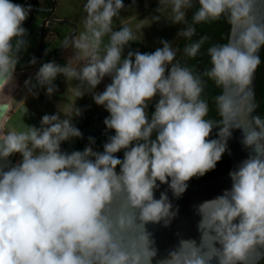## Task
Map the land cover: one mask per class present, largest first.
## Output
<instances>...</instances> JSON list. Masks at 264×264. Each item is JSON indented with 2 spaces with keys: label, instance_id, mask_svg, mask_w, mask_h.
<instances>
[{
  "label": "clouds",
  "instance_id": "1",
  "mask_svg": "<svg viewBox=\"0 0 264 264\" xmlns=\"http://www.w3.org/2000/svg\"><path fill=\"white\" fill-rule=\"evenodd\" d=\"M198 5L191 24L186 13L194 0H159L157 11L187 25L178 32L186 40L194 25L222 18L230 25L227 43L208 48L211 68L202 75L173 63L177 50L167 41L151 54L129 51L122 59L148 21L114 31L122 0H86L83 30L63 41L72 58L64 66L43 64L36 84L25 82L29 92L46 87L50 96L58 75L77 81L67 93L71 103L60 108L65 118L46 114L40 127L0 132V264H264V118L251 115L250 87L264 46V0ZM30 10L0 0V90L14 81ZM206 40L186 44L184 55L195 58ZM105 77L111 83L94 93ZM205 78L222 90L214 98L219 120L206 119ZM85 93L109 113L103 123L115 134L103 151L93 149L92 137L82 151H62V143L82 138L73 102ZM157 95L149 120L146 108ZM0 110L3 119L6 102ZM236 129L249 155L228 173L230 188L193 206L198 239L177 233L161 255L148 226L167 228L177 217L168 191L179 199L189 180L214 170ZM121 150L123 159L116 156ZM14 154L21 157L15 164L8 159Z\"/></svg>",
  "mask_w": 264,
  "mask_h": 264
},
{
  "label": "crops",
  "instance_id": "2",
  "mask_svg": "<svg viewBox=\"0 0 264 264\" xmlns=\"http://www.w3.org/2000/svg\"><path fill=\"white\" fill-rule=\"evenodd\" d=\"M27 0H10L13 4H19L21 6H25ZM124 7L119 12L118 17L113 18V30L118 31L121 29L123 24H127L130 26H135L137 22L147 20L148 23L145 25L139 33V39L134 42H130L127 45L122 53V59L127 57L129 51L132 52H140L144 49V46L148 45V43L157 39L160 35V29L164 28L165 35L170 34L173 28L171 26L172 22L169 21L165 15L161 14L157 11L159 7V0H122ZM54 3V14L58 21L65 22L72 28L71 25L77 26V35L80 31L83 30L82 27V17L85 15L83 13V5L86 3V0H53ZM58 13V14H57ZM159 16L158 20H153V17ZM164 18L163 21L164 26L160 27V22ZM176 32L174 31V36ZM175 39V37H174ZM74 51V50H73ZM72 55L62 54L59 65L64 66L68 63L69 59H71ZM29 61V56L23 60V66L17 65L14 72V81L13 83L0 91V102L8 103V111L5 117L1 122V132L7 131L5 125L11 119L12 115L17 112L26 101L33 100L38 95L42 94L45 97H41L44 102L55 109V113L59 114L61 119L65 118L63 112L60 111L61 107H67V103H71V97L68 98V90L70 87H73L77 84V81H67L66 78L62 75H58L57 78L53 81L55 86V92L50 96L45 94L46 87H37L32 90V92L28 91V88L25 87L26 81H31V85L36 84V79L33 78V75L39 70V66L41 65H32ZM64 83V84H63ZM111 83L110 77H105L102 82L96 86L93 90L94 93H102L105 90V87ZM29 85V86H31ZM74 107L82 110H101L107 112L103 106H98L95 104L93 100V93H85L82 97L76 98L74 100ZM155 97L152 98L150 102H148V107L146 108V114L148 115L150 108L154 107ZM57 106V108H56ZM51 114V115H53ZM75 116L72 118L74 120Z\"/></svg>",
  "mask_w": 264,
  "mask_h": 264
},
{
  "label": "flooded vegetation",
  "instance_id": "3",
  "mask_svg": "<svg viewBox=\"0 0 264 264\" xmlns=\"http://www.w3.org/2000/svg\"><path fill=\"white\" fill-rule=\"evenodd\" d=\"M28 1V0H27ZM51 6L50 2L47 0H40L37 3H34L31 5V10L28 14L27 19L23 22L22 27L25 28L26 33L29 30H34L33 35L38 36V28L37 25L44 21L45 18L49 17L52 20V25L58 21L54 14V9L50 12L44 11V9L49 8ZM198 0H194V6L192 9L188 10L186 13V20L189 24L192 23L191 18L194 14V12L198 9ZM32 15V21L27 22ZM49 22H45L43 25V31H42V38H41V48L39 51V54L36 56L37 49L32 51L29 55V63L32 65H40V62L43 58L44 52H45V41L50 39L52 37V34L47 35L46 28L47 24ZM36 24L34 28H32V25ZM187 25L185 24H177L176 25V32H180L184 28H186ZM195 28V34L188 40H186L183 37L177 36L174 39L173 48L177 50L176 58L174 59L173 63L179 62L182 66L189 67L191 69H194L196 74L202 75L206 70L211 68L210 63V57L207 54L208 48L215 45V44H224L227 43V37L230 32V25L222 18L219 21L216 22H210V23H201L198 25H194ZM202 37H207L206 42L202 45L199 53L195 58H188L184 55L183 49L186 44L196 42L200 40ZM65 40V39H64ZM63 40V41H64ZM38 44V41H37ZM262 48L260 50V60L261 63L258 66V79H257V101L259 105L261 106V99L264 92V55L262 54ZM35 60V63H32V61ZM171 66L169 65V68ZM40 68V66L38 67ZM167 75V71H166ZM205 90L202 94V98L206 99L209 105V113L206 119H213V120H219L220 117L217 114L216 105L214 103V98L221 94V89L216 87L214 82L207 80L205 78ZM158 102V100L155 102L153 107V113L155 110V105ZM82 112V111H81ZM152 113V114H153ZM109 115H103L98 112L90 113V115L81 118V116H75L73 121H87L88 128L85 131L86 135H89L88 137L83 138L86 142H89V137L94 138L95 143L92 145L94 149H97L99 151H103V145L107 142V139L109 136H113L115 133L112 130H107L105 128V125L103 123L104 119L107 118ZM148 119H151V114L148 113ZM72 121V123H73ZM218 129L214 128L209 136V139H215L216 133ZM83 136V134H82ZM153 139L155 138V134H153ZM76 140V139H75ZM78 142L82 141V139H77ZM65 146V142L62 143V146ZM230 169V160L225 153L223 154L221 160L216 164V167L214 170L207 172L205 175L201 177H193L188 182H205L210 181L219 178L221 175L227 173Z\"/></svg>",
  "mask_w": 264,
  "mask_h": 264
},
{
  "label": "water",
  "instance_id": "4",
  "mask_svg": "<svg viewBox=\"0 0 264 264\" xmlns=\"http://www.w3.org/2000/svg\"><path fill=\"white\" fill-rule=\"evenodd\" d=\"M50 2L51 6L49 8L44 9L46 12H50L54 9L53 0H47ZM32 21L31 18L27 22ZM49 22L47 24L48 27L52 25V20L47 17L44 21L41 22L39 30H38V44H37V52L36 56L39 54L41 48V38L43 25L45 22ZM73 27L72 24H69ZM75 31L71 33L69 36H73ZM34 34V30H29L22 39L25 41V44L21 47L18 56H22L28 42L32 38ZM64 44L60 45L56 57L53 63H58V59L63 49ZM261 50V49H260ZM259 50V57H260ZM257 79H258V67L253 75L251 90L254 93V103L256 104L255 111L251 114L252 116H257ZM8 105V103H7ZM2 111V110H0ZM7 113V112H6ZM6 115V114H5ZM5 117V116H4ZM2 119H0V132L2 129L1 126ZM242 134L239 129H236L232 132L231 137L227 141V149L226 154L230 160V169L227 173L221 175L219 178L205 181V182H187L188 187L185 193L179 199L172 198V194L168 191V195L170 200L172 201L174 207L179 209L177 217L173 220L171 225L167 228L162 227L161 225H149V230L153 232L154 238L156 240V245L159 249L161 255H163L170 247L175 245L177 241V233H180L184 238H192L198 239L199 233L196 230V223L198 221V217L194 214L193 206L204 201L215 198L216 196L222 194L225 189H229L231 186V181L228 173L235 169V166L242 160L246 159L249 155L248 151L244 149L242 143ZM15 155V154H14ZM14 155L10 156L8 159L12 162ZM118 170V169H117ZM167 185H161L159 191L156 192V198H159L160 192L166 191Z\"/></svg>",
  "mask_w": 264,
  "mask_h": 264
},
{
  "label": "rangeland",
  "instance_id": "5",
  "mask_svg": "<svg viewBox=\"0 0 264 264\" xmlns=\"http://www.w3.org/2000/svg\"><path fill=\"white\" fill-rule=\"evenodd\" d=\"M165 19L166 18L163 17V19L161 20L160 27L164 26L165 23H163V21H165ZM40 24L41 23H39L36 28L39 29ZM176 25L177 24H173V23L171 24V26L173 28ZM35 26H36V24H33L32 28H34ZM74 31H75L74 35H77V26L73 25V27L70 28V26H68V24L65 22H56L53 25H51L50 27L47 26L46 33H47V35L52 34V37L50 39L47 38V40L45 41V48L46 49H45L43 58L40 62L41 66L45 63H49V62L54 61L56 54L58 52V49H59L60 45L62 44L63 40L65 39V37H68ZM164 31H165L164 28L160 29L159 37L157 39H155L154 41L148 43V45L144 46L142 54H144V53L151 54V53L155 52V50H157L158 48H161L162 47L161 41H167L173 46L174 37H176L178 34L176 32V28L174 30H172L170 32V34L165 35ZM174 31L176 32L175 36H174ZM37 41H38V36L33 35L32 38L30 39V41L28 42L27 47H26L23 55L19 57V62L17 65L23 66V63H24L23 60H25V58L28 57L30 55V53H32V51L37 49ZM125 51H127V47H126ZM62 54L73 56L74 51L70 47L69 48L63 47V49L61 50L59 59H58V63L60 61ZM33 78L36 79V73L33 75ZM9 86H7V87H9ZM41 97L43 98V97H45V95L42 96V94H40L36 98H33V100L31 99L29 101H26L23 104V106L17 112H15L12 115L11 119L6 123V125H5L6 129L9 130L11 128H20L23 126V124L25 126L40 127V122H41V119L44 115H46V114L51 115V114L55 113V109L48 106L44 102L45 100H43ZM158 99H159V96L158 95L155 96V102ZM56 108H57V106H56ZM24 109L26 111H25V114L23 115ZM20 159H21L20 155L15 154L13 159H12V163L15 164Z\"/></svg>",
  "mask_w": 264,
  "mask_h": 264
},
{
  "label": "trees",
  "instance_id": "6",
  "mask_svg": "<svg viewBox=\"0 0 264 264\" xmlns=\"http://www.w3.org/2000/svg\"><path fill=\"white\" fill-rule=\"evenodd\" d=\"M40 0H28L25 3V8H28L29 6L31 7L32 4L39 2ZM192 21V18H191ZM262 54L264 55V46H262ZM263 83H264V79H263ZM93 112H98L101 113L103 115H109L108 112L105 111H101V110H82L81 112V118H84L88 115H90V113ZM153 113V107L150 108L149 111V115H152ZM257 116H260L261 118H264V92H263V96L261 99V106L259 105L258 101H257ZM73 124L75 127H77L81 133L83 134L82 136V141L78 142L77 139H73L71 141L65 142V146L61 144V150L62 151H66V152H72V151H82L87 145H88V141L86 142L85 140H83V138L88 137L89 135H86L85 131L88 128V123L87 121H73ZM85 135V136H84ZM94 149V148H93ZM95 151H99L97 149H94ZM116 156L123 159V150H121L120 152L116 153Z\"/></svg>",
  "mask_w": 264,
  "mask_h": 264
}]
</instances>
